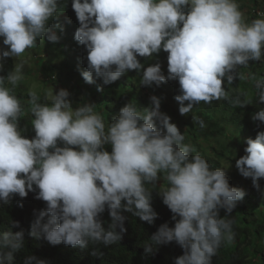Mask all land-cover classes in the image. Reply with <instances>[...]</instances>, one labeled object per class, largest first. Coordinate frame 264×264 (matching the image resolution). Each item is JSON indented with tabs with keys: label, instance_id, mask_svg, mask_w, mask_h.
<instances>
[{
	"label": "clouds",
	"instance_id": "obj_1",
	"mask_svg": "<svg viewBox=\"0 0 264 264\" xmlns=\"http://www.w3.org/2000/svg\"><path fill=\"white\" fill-rule=\"evenodd\" d=\"M72 8L79 21L74 38L87 49V70L81 72L86 82H94L95 74L110 84L130 70H142L143 85L178 79L181 94L175 100L181 115L201 101L229 99L225 78L231 84L237 65L259 61L264 53V18L247 23L236 0H72ZM58 10L60 0H0V37L8 46L0 50V60L21 56L45 35L58 41L48 26ZM161 50L168 53L167 76L160 63L145 68L138 60ZM23 66L17 63L7 75L13 88L23 78ZM239 79L248 77L239 74ZM254 87L257 102L264 104V80ZM13 88L0 76V201L39 189L36 198L46 207L38 212L30 235L43 234L53 246L117 244L126 232L122 212L154 223L158 213L146 185L155 188L163 178L166 184L159 193L175 223L161 224L145 251L174 241L184 250L174 264H212L222 243L233 241L234 220L222 217L220 209L231 213L245 191L230 186L223 167H212L185 142L177 125L160 111L158 97H150L151 107L143 111L125 105L106 125L92 105L74 109L63 88L55 94L49 89L50 104L37 103L30 90L35 136L29 139L18 126L22 106ZM230 103L243 107L251 101L237 95ZM251 118L264 123V108ZM194 120L204 126L203 120ZM246 145L236 167L262 190L264 131L247 138ZM106 208L111 218L107 227L100 219ZM18 227L13 221L0 233V264H12L23 247L24 230H11ZM28 259L47 264L35 256Z\"/></svg>",
	"mask_w": 264,
	"mask_h": 264
},
{
	"label": "trees",
	"instance_id": "obj_2",
	"mask_svg": "<svg viewBox=\"0 0 264 264\" xmlns=\"http://www.w3.org/2000/svg\"><path fill=\"white\" fill-rule=\"evenodd\" d=\"M252 1V7H248L249 17L246 19L249 23L261 17L256 10L264 12V0ZM237 2L242 3L241 0H236ZM60 5L62 10H58L48 21V26L57 33L59 40L52 42L45 35L38 38L36 46L30 49V53L37 54L36 61L42 63L39 68L36 62L35 68L40 69L44 76L41 81L37 78L35 89H31V81L24 78L13 88L7 81V75L14 70L13 57L0 60V76L5 78V86L13 88L14 94L21 101L22 113L18 119L21 134L29 139L35 136L29 91L36 92L37 103L50 104L46 94L50 83L67 90L75 107L92 105L103 116L106 125L118 116L125 105L132 103L138 110L143 111L151 107L150 97H158L160 111L167 114L170 122L177 125L185 135V142L191 143L195 151L209 160L212 167H223L230 186L242 188L246 193L231 213L220 209L222 217L227 214L234 220L235 237L231 243H222L212 258V264H264V178L259 180L262 190H258L253 186L251 178L238 174L236 167V160L246 154V139H255L259 131H264V123L251 118L260 108H264V104L257 102L258 89L254 87L257 80H264V53L259 61L249 60L246 66L237 65L232 72L236 78L231 84L225 78L223 86L229 93V99L214 100L211 103L201 101L191 112L181 115L179 102L175 100V96L181 94L178 79L166 80L159 85H143L140 82L142 70H130L110 84H105L95 74L94 82H86L81 72L87 70V49L74 38L79 21L72 8V0H60ZM242 5L247 6L243 3ZM7 48L3 44V37H0V50ZM167 56L168 53L161 50L151 57L138 56V60L145 68L160 63L162 72L167 76ZM239 74L247 76L248 79H239ZM237 95L241 100L251 103H246L243 107H233L230 100ZM194 116L203 120V127L194 120ZM105 148L111 151V145H105ZM223 162H228L236 169L227 168ZM165 184L166 181L162 178L157 181L155 188L150 184L146 185L151 189V203L158 213L154 223L149 224L124 211L122 214L126 217V232L117 244L107 246L102 242L92 243L87 247H73L64 243L53 246L43 238V234L30 235L38 212L46 207L45 201L36 198L38 188L29 191L24 198L16 194L7 203L0 201V233L7 231L13 221L19 223L18 228H11L13 232L24 230L23 247L15 253L12 264H35V261L28 259L32 256L45 260L47 264H174L175 258L184 251L174 241L154 245L151 251H145V243L150 241V237L161 224L167 222L172 227L175 223L172 219L173 213L163 203L159 193V188ZM100 219L105 227L111 223L107 208L100 215Z\"/></svg>",
	"mask_w": 264,
	"mask_h": 264
},
{
	"label": "rangeland",
	"instance_id": "obj_3",
	"mask_svg": "<svg viewBox=\"0 0 264 264\" xmlns=\"http://www.w3.org/2000/svg\"><path fill=\"white\" fill-rule=\"evenodd\" d=\"M241 1L244 5H247V6H243L241 2H237L239 10L241 9L240 11L242 12L244 20L246 21V19L249 17L248 7H252L253 1L252 0H241ZM258 12H260L259 16H261L260 15L261 13H264L261 10L260 11L256 10V13H258ZM260 18H264V16H261ZM247 23H249V22H247ZM30 52H31L30 49L29 50L27 49L26 52L24 53V55L18 56V57L17 56H12V57H13V61H14V68H15V65L17 63L23 62L24 66L22 68V77L25 80H30L31 81L30 82V88L35 89V87L38 83L37 80L39 79L38 81H41L42 79H44V76L42 75V71L40 69L38 70L37 68H35V66H36L35 63L37 62L36 57H38L37 54H35L33 52L30 53ZM41 64L42 63L37 62V66H39V68H40ZM34 77H35V79H34ZM31 79H34V80H31ZM48 86L50 87L49 89L52 90L53 94H55L56 92H58L61 89V87L54 86L53 83H50V85H48ZM49 89H48V91H49ZM69 100L71 101V98H69ZM72 106L74 109L77 108L74 106L73 103H72ZM223 164H224V166H226L229 169H232V170L236 169L231 164H228V162H223ZM238 174H240V173L238 172ZM240 176L243 177L242 175H240Z\"/></svg>",
	"mask_w": 264,
	"mask_h": 264
}]
</instances>
